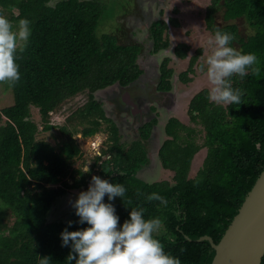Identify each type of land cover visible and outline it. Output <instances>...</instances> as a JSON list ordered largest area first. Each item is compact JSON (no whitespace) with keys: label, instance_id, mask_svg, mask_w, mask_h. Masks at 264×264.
Returning a JSON list of instances; mask_svg holds the SVG:
<instances>
[{"label":"trees","instance_id":"trees-1","mask_svg":"<svg viewBox=\"0 0 264 264\" xmlns=\"http://www.w3.org/2000/svg\"><path fill=\"white\" fill-rule=\"evenodd\" d=\"M102 3L0 0V11L14 24L20 18L31 21L27 47L16 61L21 79L14 87L6 84L13 105L0 109V264H39L44 257H50V264H75L74 260L67 262L72 242L61 247L60 234L65 228L72 232L89 225L77 223L74 209L65 219L51 220L49 213L68 192L87 191L92 176L126 188L124 197L108 201L105 196L103 201L114 206L118 228L133 208H144L146 219L159 217L164 222L154 236L166 252L178 257L181 264H210L214 250L209 242L197 239L208 236L213 243L219 242L264 169V0H211L207 6L206 30L211 35L217 29L232 34L235 39L230 46L236 43L243 53H255L261 73L256 77L249 72L243 80L229 78L233 88L245 93L241 105H216L209 101L206 88L195 94L189 114L203 126L201 145L183 139L181 133L189 136L192 129L170 120L158 158L164 170L174 173L171 182H146L137 177L149 163L147 150L141 141L120 142L118 130L107 127L113 123L95 99L96 92L137 78L141 73L138 59L144 53L127 20L141 12L140 5L136 3L133 11L117 18L115 31L98 35ZM218 12L224 22L245 18L254 33L243 38L234 24L216 27ZM170 25L179 23L169 18L149 25V38L156 49L168 45ZM188 51L184 43L174 48L179 60L187 59ZM200 55L199 49L188 60L186 70L179 74L181 82H191ZM161 73V81L169 88L165 79L172 70L167 63ZM77 97L85 101L81 105L72 102ZM65 107L64 122L56 125L52 115H63ZM31 108L37 109L40 125L33 121ZM101 131L106 132L105 149L91 159L85 173L89 158L77 135L84 140ZM202 149L205 157L190 177L193 158ZM153 192L167 198L166 207L159 201H147Z\"/></svg>","mask_w":264,"mask_h":264},{"label":"clouds","instance_id":"clouds-1","mask_svg":"<svg viewBox=\"0 0 264 264\" xmlns=\"http://www.w3.org/2000/svg\"><path fill=\"white\" fill-rule=\"evenodd\" d=\"M168 22V18L167 21ZM31 35V21L18 19L15 24L0 11V84L14 87L21 79L19 65L16 62L18 53H23ZM235 37L217 29L205 45L210 49L207 55L206 78L210 90L208 99L216 105H241L244 91L233 88L230 77L238 76L241 80L251 72L259 77L261 73L258 56L243 53L230 46ZM189 60V59H188ZM205 72V65L200 66ZM98 151V155H99ZM88 160L87 163H89ZM92 164V162H91ZM91 166V165H90ZM89 171L88 166L84 172ZM126 188L123 184L109 183L97 176L91 177L87 191L78 194L74 202H70L79 217L77 223H86L89 227L69 232L65 228L61 234V247L71 244L67 262L75 264H181L178 257L166 252L161 241L154 234L159 233L164 222L159 217L145 218L144 208H133L129 219L119 226V217L111 203H104L116 197H124ZM147 201H159L167 206V198L158 193H151ZM131 203V201H129ZM72 221L68 222V227ZM39 264H50V257L40 258Z\"/></svg>","mask_w":264,"mask_h":264},{"label":"rangeland","instance_id":"rangeland-1","mask_svg":"<svg viewBox=\"0 0 264 264\" xmlns=\"http://www.w3.org/2000/svg\"><path fill=\"white\" fill-rule=\"evenodd\" d=\"M102 1V0H101ZM103 0V15L100 19L99 25L97 27V34H109L116 30V21L118 17H123L127 15L128 12L133 11V7L135 8L136 3L140 5L139 11L148 10V6H150L149 11L152 13L158 11V14L162 16V19L166 22L167 18L176 19L179 23L177 27H172L170 25L168 30V37L171 46H176L179 43H184L189 47L188 57L182 61H176L173 65L172 63L168 64V66L176 73H181L186 70L188 65V59H190L197 50H201V55L199 56L196 64L194 65V74L190 75L191 77V87H194L192 92L195 95L201 89H209L210 85L206 78V58L210 53V49H208L205 45L206 40L212 36L210 32H208L205 28L204 16L207 6L209 5L211 0H160L161 3H153V0ZM176 10V12H175ZM133 13V12H132ZM134 19V18H133ZM128 22L130 18L127 19ZM214 24L216 27L221 28L226 25L234 24L237 27V32L240 37H247L254 33L253 29L250 27L245 18H239L236 20L224 22L222 20L221 12H218L214 16ZM133 29V38L136 42H138L142 47L143 45L139 42L143 40L146 34L144 27L139 26L137 29ZM147 37V36H146ZM144 44V43H143ZM146 42L144 46H146ZM234 47L239 50V45L234 43ZM144 50V48H143ZM145 51V50H144ZM141 58L139 57V65L141 64ZM197 64L205 65V72H201L200 68L197 69ZM97 99V97H96ZM85 101L84 97H77L72 102L82 104ZM187 102V101H186ZM13 105V97L10 89L7 88L6 84H0V109L8 108ZM69 106V105H66ZM71 106H74L73 103ZM68 107H65L66 110ZM74 109V108H73ZM72 109V110H73ZM31 116L33 121L40 125V118L37 112V109L31 108ZM67 114V110L64 111L63 115H52L54 119V123L56 125H61L64 122L65 116ZM179 116H185L184 113ZM184 125L189 129H192L194 133L189 136L186 135L185 132L181 133L183 139L192 140L195 144H202L204 142V129L200 122L190 120L187 122L186 119H182ZM105 124L102 126L104 127ZM111 125L108 124L107 127ZM40 127V126H39ZM161 133L163 131L158 129V131L154 132L152 138H154V142L151 147L147 149V157L149 158V163L141 171L137 173V177L146 181V182H159V181H172L173 174L172 171L164 170L161 166L160 160L156 155L158 148L161 146L163 141L168 137L162 136ZM43 136H47V133H42ZM158 134V140H157ZM106 136V132L101 131L98 134H95L93 137L80 139L81 135L78 134L80 146L84 151V155L91 160L93 157L98 155V151L100 152V145H97V142L100 143L102 138L104 139ZM161 136V138H160ZM132 139V138H131ZM127 140H130L128 138ZM48 141L53 144L51 139L48 138ZM205 149L200 150L191 163V167L188 175L192 177L198 168L201 166L202 161L205 157ZM92 162V161H91ZM91 162L85 165L90 169ZM84 167V170H85ZM84 191V189L72 190L68 192L63 198L57 201L55 207L49 213V219H65L68 215L69 211L73 209L70 205V202H74L80 192Z\"/></svg>","mask_w":264,"mask_h":264},{"label":"flooded vegetation","instance_id":"flooded-vegetation-1","mask_svg":"<svg viewBox=\"0 0 264 264\" xmlns=\"http://www.w3.org/2000/svg\"><path fill=\"white\" fill-rule=\"evenodd\" d=\"M154 2L161 3L160 0H153ZM149 8L150 6L148 10H143L137 15L135 13L129 24L135 29L142 26L146 31L145 38L139 41L145 50L141 58V73L128 84H113L95 94V99L97 97L96 100L101 103L105 114L113 123L110 127H116L118 130L120 142L130 144L141 141V146L146 150L155 144L152 138L155 131L161 129L163 131L161 135L166 136L165 129L170 120L176 119L182 124H184L182 119H186L187 122L191 120L190 102L195 96L192 92L194 87L190 86L191 82H181L179 79L181 73H176L168 66L170 63L174 65L176 61H182L174 54L175 46H171L169 42L166 47L156 49L151 42L149 25L163 19L158 11L153 9L154 12L151 13ZM163 63H167V67L172 70L171 76L165 79V82L170 83L169 88L161 81ZM182 113L185 116H179ZM128 138L130 140H127ZM104 140L105 138H102L97 145L105 149L102 146Z\"/></svg>","mask_w":264,"mask_h":264},{"label":"water","instance_id":"water-1","mask_svg":"<svg viewBox=\"0 0 264 264\" xmlns=\"http://www.w3.org/2000/svg\"><path fill=\"white\" fill-rule=\"evenodd\" d=\"M197 241L209 242L214 250L210 264H261L264 256V169L219 242L213 243L208 236Z\"/></svg>","mask_w":264,"mask_h":264},{"label":"crops","instance_id":"crops-1","mask_svg":"<svg viewBox=\"0 0 264 264\" xmlns=\"http://www.w3.org/2000/svg\"><path fill=\"white\" fill-rule=\"evenodd\" d=\"M182 124V123H181ZM184 125V124H183ZM185 126V125H184Z\"/></svg>","mask_w":264,"mask_h":264}]
</instances>
